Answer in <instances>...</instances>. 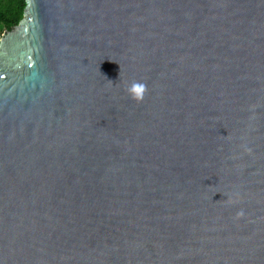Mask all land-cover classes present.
I'll return each mask as SVG.
<instances>
[{
    "label": "water",
    "instance_id": "obj_1",
    "mask_svg": "<svg viewBox=\"0 0 264 264\" xmlns=\"http://www.w3.org/2000/svg\"><path fill=\"white\" fill-rule=\"evenodd\" d=\"M0 264H264V0H24Z\"/></svg>",
    "mask_w": 264,
    "mask_h": 264
},
{
    "label": "trees",
    "instance_id": "obj_2",
    "mask_svg": "<svg viewBox=\"0 0 264 264\" xmlns=\"http://www.w3.org/2000/svg\"><path fill=\"white\" fill-rule=\"evenodd\" d=\"M24 0H0V36L22 17Z\"/></svg>",
    "mask_w": 264,
    "mask_h": 264
},
{
    "label": "clouds",
    "instance_id": "obj_3",
    "mask_svg": "<svg viewBox=\"0 0 264 264\" xmlns=\"http://www.w3.org/2000/svg\"><path fill=\"white\" fill-rule=\"evenodd\" d=\"M147 91H148L147 85L141 81H132L125 87V92L129 96V98L137 103L143 101ZM241 216H243L242 211L237 213V218Z\"/></svg>",
    "mask_w": 264,
    "mask_h": 264
}]
</instances>
